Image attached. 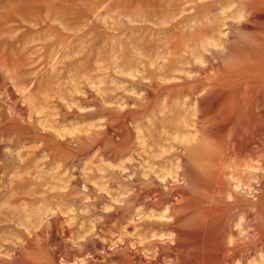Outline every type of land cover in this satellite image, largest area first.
Segmentation results:
<instances>
[{
	"label": "rangeland",
	"instance_id": "1",
	"mask_svg": "<svg viewBox=\"0 0 264 264\" xmlns=\"http://www.w3.org/2000/svg\"><path fill=\"white\" fill-rule=\"evenodd\" d=\"M262 2L0 0V264H264Z\"/></svg>",
	"mask_w": 264,
	"mask_h": 264
},
{
	"label": "bare ground",
	"instance_id": "2",
	"mask_svg": "<svg viewBox=\"0 0 264 264\" xmlns=\"http://www.w3.org/2000/svg\"><path fill=\"white\" fill-rule=\"evenodd\" d=\"M248 3H246V4H248ZM254 15H255V17H257V19H252V20H254L256 22V24H257V21L261 22L259 25H256L257 26L256 31H258L259 33H261V35H263V36L259 37V39L256 40L255 46L258 48H261L262 52H253L252 53L253 62L251 64V67L244 68V69L237 68V70L234 71L231 75L232 77H235V78L246 77V76H253V77L262 76L264 73V0L261 3L260 7L258 8V11L256 12V14L253 13V17H254ZM259 18H261V19H259ZM247 20H249V19H247ZM205 27H207V25H205ZM247 27H248V25H246V20L245 21L238 20L236 23L230 24L231 35L234 38H231L232 36H230L227 39H225L223 41L222 48L214 51L213 54L215 53L214 55H216L217 57L224 55L225 50H227L228 46L234 40L239 39V37H240L238 34L235 33V31H241L243 29H246ZM252 84H255V82L254 83L253 82L247 83V85L245 87V91H244L245 94L241 95L240 97L238 96V92L240 91V87H237V86H235L232 89H230V88L226 89L224 87L219 86L220 88H217L215 91L213 90L214 91L213 95H212L213 101H215L217 103H221V101L226 102V103H223L224 109H226L228 111V117H227L225 123H230L231 121H234L235 125H234L233 131L235 133L241 132V131L248 132V130L252 131V133L254 131V133H253L254 135L257 132H263L264 133V119L262 120V118L260 117V115L262 114V116L264 118V112H263L264 106H263V111H261L259 113L254 112V109H253L255 104L260 103L261 101L264 100V85L257 87V88H254L252 86ZM255 91H257V93H256L257 95L255 98H253L252 96H249V94H251V92L253 93ZM251 98H252V100H251ZM257 106H258V104H257ZM255 131H256V133H255ZM254 135H252V136H254ZM250 136H248V137H250ZM263 136H264V134L261 137H263ZM235 140H237V139H235ZM263 141H264V139H263ZM194 159L196 160V158H194ZM218 192L220 194H222L221 192H223V186L218 187ZM209 212L208 213L205 212L206 215L204 214L207 222H210L211 219L213 218ZM195 235H197V234H195ZM189 237H192V236H189ZM219 253H220V251H219ZM201 264H206V262H202Z\"/></svg>",
	"mask_w": 264,
	"mask_h": 264
}]
</instances>
